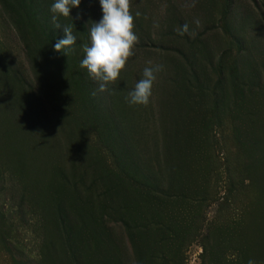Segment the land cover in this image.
Here are the masks:
<instances>
[{
	"label": "rangeland",
	"instance_id": "374dc122",
	"mask_svg": "<svg viewBox=\"0 0 264 264\" xmlns=\"http://www.w3.org/2000/svg\"><path fill=\"white\" fill-rule=\"evenodd\" d=\"M53 2L0 0V264H264V0H131L103 93L80 66L99 0L59 18L68 56Z\"/></svg>",
	"mask_w": 264,
	"mask_h": 264
},
{
	"label": "clouds",
	"instance_id": "9594fccd",
	"mask_svg": "<svg viewBox=\"0 0 264 264\" xmlns=\"http://www.w3.org/2000/svg\"><path fill=\"white\" fill-rule=\"evenodd\" d=\"M81 0H54L50 7L53 24L56 29L63 27L64 38L58 39L54 50L64 56L71 54L76 44L71 25L62 26L59 18H71L73 8H79ZM103 12L99 22L90 21L88 31L90 46H83L85 53L81 61V68L87 70L88 75L97 82L98 91L103 93L108 90V85L115 84L126 70L127 62L135 55L139 37L135 33V16L131 12V0H99ZM139 13H136L138 16ZM199 24V21L196 22ZM184 25L180 35L187 32ZM152 65V62H148ZM162 70L161 65L145 67L142 78L135 84L134 89L128 94L131 105L147 107L152 97V89L157 79L156 74ZM248 264H256L249 260Z\"/></svg>",
	"mask_w": 264,
	"mask_h": 264
}]
</instances>
